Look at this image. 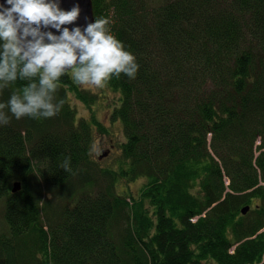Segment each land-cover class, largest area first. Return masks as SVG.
Instances as JSON below:
<instances>
[{"label": "trees", "instance_id": "trees-1", "mask_svg": "<svg viewBox=\"0 0 264 264\" xmlns=\"http://www.w3.org/2000/svg\"><path fill=\"white\" fill-rule=\"evenodd\" d=\"M91 1L139 64L105 82L120 159L94 161L102 123L77 117L71 97L90 109L96 95L72 69L57 82L59 115L9 113L0 264H264V0Z\"/></svg>", "mask_w": 264, "mask_h": 264}, {"label": "clouds", "instance_id": "clouds-1", "mask_svg": "<svg viewBox=\"0 0 264 264\" xmlns=\"http://www.w3.org/2000/svg\"><path fill=\"white\" fill-rule=\"evenodd\" d=\"M82 9L61 0H3L0 2V92L17 81L26 82L0 103V125L16 119H49L61 112L57 82L69 69L80 85L102 88L110 78H135L139 64L100 17L77 26ZM61 167L72 172L71 158Z\"/></svg>", "mask_w": 264, "mask_h": 264}, {"label": "rangeland", "instance_id": "rangeland-1", "mask_svg": "<svg viewBox=\"0 0 264 264\" xmlns=\"http://www.w3.org/2000/svg\"><path fill=\"white\" fill-rule=\"evenodd\" d=\"M82 87L96 95V100L91 105V108H86L80 100L73 97H71V103L76 110L77 117H84L89 121L91 111H93L96 119L102 123L104 132H92V145L90 151L94 161L97 162L98 168L112 169L113 167H116L117 162L120 159L119 144L123 140L120 121L117 119L113 121L109 116L111 107L114 105L118 95L110 92L105 85L102 88H97L92 85H82ZM103 151L106 152V155L99 159L98 157ZM129 186H131L130 190L133 194L137 191L139 183L137 181L132 182L129 183ZM117 187L120 190L126 189L125 183L123 182H120Z\"/></svg>", "mask_w": 264, "mask_h": 264}, {"label": "water", "instance_id": "water-1", "mask_svg": "<svg viewBox=\"0 0 264 264\" xmlns=\"http://www.w3.org/2000/svg\"><path fill=\"white\" fill-rule=\"evenodd\" d=\"M0 2H3V0H0ZM76 2H78L80 4V7L82 9L81 17L76 22L77 23V26L78 25H83L85 23L84 16H87L88 17L89 22L94 21L93 9H92V1L91 0H61V6L64 9L67 10V9H70L73 6V4L76 3ZM69 70H67V71H69ZM104 155H106V152L105 151L102 152V154L100 155V157H102ZM18 189H19V183L18 182H14L13 187H12V191H16ZM247 210H248V206H246L245 208L241 209V211H242L243 214Z\"/></svg>", "mask_w": 264, "mask_h": 264}]
</instances>
